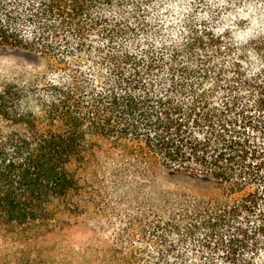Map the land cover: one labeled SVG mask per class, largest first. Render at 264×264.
I'll return each mask as SVG.
<instances>
[{
  "label": "trees",
  "instance_id": "obj_1",
  "mask_svg": "<svg viewBox=\"0 0 264 264\" xmlns=\"http://www.w3.org/2000/svg\"><path fill=\"white\" fill-rule=\"evenodd\" d=\"M0 46L48 63L0 85V264H264V0H0Z\"/></svg>",
  "mask_w": 264,
  "mask_h": 264
},
{
  "label": "rangeland",
  "instance_id": "obj_2",
  "mask_svg": "<svg viewBox=\"0 0 264 264\" xmlns=\"http://www.w3.org/2000/svg\"><path fill=\"white\" fill-rule=\"evenodd\" d=\"M47 61L41 58L38 54L28 50L13 48L11 46H0V85H5L9 82L29 83L36 81L47 70ZM134 173H137L139 182L147 183L155 180L161 187L167 189H175L179 192H189L200 196L220 195V191L213 184L212 180L205 181L195 176L176 173L171 169L166 168L156 161L138 162L137 167L133 168ZM145 172V174H144ZM102 178V177H101ZM139 182L133 181L130 187L139 186ZM127 194V202L131 206L140 199H137L138 191L129 190ZM125 193V192H124ZM140 196V195H139ZM114 206L118 207L117 212L124 216L126 214L127 202L115 203L119 199L118 195L112 197ZM140 198V197H139ZM114 210L111 206L105 210L102 216L93 214L88 220L90 227L98 231L105 239L106 244L111 243L117 238V230L125 225V221L120 222L119 218L114 215ZM99 235H94L90 230H78L74 232L72 239L74 248L87 242L90 238L96 239ZM101 243V245H105Z\"/></svg>",
  "mask_w": 264,
  "mask_h": 264
}]
</instances>
